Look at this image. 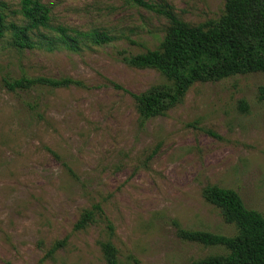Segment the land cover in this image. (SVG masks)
Listing matches in <instances>:
<instances>
[{
    "label": "rangeland",
    "instance_id": "rangeland-1",
    "mask_svg": "<svg viewBox=\"0 0 264 264\" xmlns=\"http://www.w3.org/2000/svg\"><path fill=\"white\" fill-rule=\"evenodd\" d=\"M40 1L51 26L67 35L96 31L113 40L77 37L72 51L49 30L30 33L31 49L15 48L9 31L0 39V264H107L99 246L107 241L118 264H190L222 253L182 241L176 225L236 234L204 199L206 186L231 189L264 215V103L257 99L264 74L196 83L164 115L141 123L130 94L166 81L124 58L156 49L166 18L129 0ZM142 1L189 26L217 20L225 2ZM0 3L18 9V0ZM6 14L7 25H23ZM23 76L80 85L3 88V79ZM93 205L102 214L74 230Z\"/></svg>",
    "mask_w": 264,
    "mask_h": 264
},
{
    "label": "trees",
    "instance_id": "trees-1",
    "mask_svg": "<svg viewBox=\"0 0 264 264\" xmlns=\"http://www.w3.org/2000/svg\"><path fill=\"white\" fill-rule=\"evenodd\" d=\"M134 6L152 11L166 18L168 28L156 49L124 58L128 66L136 69H153L166 81L143 94H130L135 101L141 123L165 112L182 101L187 91L196 83L220 81L237 75L264 74V0H225L223 14L214 21L197 26L177 19L167 9L155 8L142 0H129ZM18 15L19 26L6 24L7 14ZM52 31L58 39L76 51L77 37L92 44L110 43L113 38L102 32L88 34L75 32L67 35L61 27L50 24V8L40 0H18V9L9 11L0 3V39L10 32V42L18 50L31 49L30 33ZM80 83L69 78L3 79L2 86L9 92L28 91L32 88H68ZM257 99L264 103V85L257 89ZM35 102L26 103L30 111ZM239 108L247 110L243 101ZM204 199L221 211L225 223L236 229L234 236H224L205 231L185 230L176 225L179 239L204 247H220L223 252L192 261L190 264H264V215L245 208L239 195L217 186H206ZM98 205L85 210L74 224V230H83L94 221ZM111 231L112 226L108 224ZM107 264H118L116 250L109 242L99 243Z\"/></svg>",
    "mask_w": 264,
    "mask_h": 264
}]
</instances>
